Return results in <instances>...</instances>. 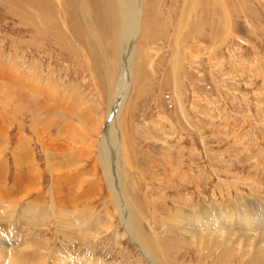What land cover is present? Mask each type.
Listing matches in <instances>:
<instances>
[{"label": "rangeland", "instance_id": "obj_1", "mask_svg": "<svg viewBox=\"0 0 264 264\" xmlns=\"http://www.w3.org/2000/svg\"><path fill=\"white\" fill-rule=\"evenodd\" d=\"M25 2L0 0L2 263L10 256L20 264H72L73 258L91 264H152L122 224L97 161L98 133L109 119L106 69L100 81L89 57L81 63L55 34L52 39L20 18L21 12L36 18ZM153 12V32L139 45L146 54L137 58L139 81L122 117L135 173L127 185L131 190L130 183H136L137 204L146 219L154 220L145 221V230L167 264H264V0H154ZM52 29L61 38L66 35ZM35 35L46 37L43 49L29 41ZM114 72L119 74L117 64ZM35 83L51 97L47 102L54 109L38 103L42 98L36 90L26 92L29 98L21 95L26 84ZM94 165L95 174L90 173ZM52 168L60 176L57 182L51 181ZM67 173L76 179L64 178ZM80 177L89 179L81 187ZM193 218L218 220L225 227L205 242L202 231L198 241L183 237L185 223ZM221 234L228 240L217 239Z\"/></svg>", "mask_w": 264, "mask_h": 264}, {"label": "bare ground", "instance_id": "obj_2", "mask_svg": "<svg viewBox=\"0 0 264 264\" xmlns=\"http://www.w3.org/2000/svg\"><path fill=\"white\" fill-rule=\"evenodd\" d=\"M1 1H3V0H1ZM24 1H26V2L28 1L29 2L28 3V5L30 6L29 8L32 9L35 12L36 18H34L33 16H29L28 14L27 15H23V12L20 13V15H19L20 18H23L24 20H27V21L31 22L32 24H35L36 26L39 27V29H41L46 34H48L52 39H53V35L52 34H55L56 35V39H58L59 42L62 43L61 46L63 47V49H66L67 48V51L72 52V54L75 52L74 53L75 54V57L79 61L84 60V58H87L88 59V57H89L90 64L91 65H94L95 64V66H97V68H95V66H94V69H96V75L98 76V78H99L100 81L105 78V69H106V80H105L106 86L103 85V87H104L103 88V92L105 93L103 95L106 96V102H107V107H108V111H107V115L106 116L109 119H108V123H107L105 129H103L104 123L101 125V128L103 130V133L100 134L101 133V128L99 130L100 132L98 133L99 135H98L97 141H96L97 151H98V160L97 161H98L99 166L103 169L102 172H103L104 178L107 180L106 181L107 182L106 185H108V188H109V190H108V192H109V198L112 200V202H113L112 204H114L113 206H115L116 210L118 211V214L120 215V218H121L120 220L123 222L122 224H124V226L126 227V229H127L128 233H129L130 237L132 238L131 240H133V242L147 256V258L149 259V261L152 264H167L166 263V260H165V257H163L162 254H161V249H159L160 247L159 248L157 247L155 241L150 237V234L147 233V231L145 230V224H144L145 221L146 222L149 221V223L151 221V223H153L152 221H154V220H152V219H146L145 215L141 212L142 210L140 209V205L137 204V202H138V199H137L138 198L137 197L138 194H137L136 189H135V184L136 183H130L131 190L129 189V186L127 185L128 179L131 180L132 176L135 175V173L133 174V172H132V169H133L134 165L131 162V160L127 157L128 154H127V150H126V144H125V141L123 139V128H122V122H123V118L122 117H123L124 109L129 104L131 95L133 94L132 91L134 90L135 85L139 81L138 79L140 77V70H139V66L137 65V58L139 56H141V55H146L144 53L145 51L139 45H140V42H142V41L146 40L147 38H149L151 36L152 32H153V29H152V20H153V14H154V12H153V2H154V0H24ZM24 13H26V12H24ZM181 22H183V20ZM181 24H183V23H181ZM50 27L53 28V29H56L57 31L65 32V34H66L65 36H67V37H65V36H63V37H65V39H66L65 42L66 43L63 44V42H64V39H62L63 37L62 38L59 37V35H57L58 32L51 31V28ZM180 33H181V31H180ZM29 34H31V33H29ZM33 37L34 38H32L29 41H31L36 48L43 49L46 46V44H45V41L46 40L44 41V39L46 37L44 39L41 38L40 36L38 37L37 35H35ZM50 42H51V40H50ZM26 43H29V42H26ZM68 44L72 45L73 47L70 48L68 46ZM52 45H54V44H52ZM30 46H32V45H30ZM146 46L148 47L149 45H146ZM56 49H57V47H56ZM176 56H177V54H176ZM139 60L140 59H138V61ZM174 61L175 62H173V60H172V63H175V65H176V59ZM82 62H84V61H81V63ZM116 64H117L118 69H119V74L118 75H115V72H114L115 71V65ZM102 68H103V70H102ZM102 73H103V75H102ZM101 75H102V77H101ZM91 76H93L94 79L96 78V76L94 75V73H92ZM33 78H35V77H33ZM175 79H176V77H175ZM19 82H21V81H19ZM181 82H182V80H181ZM0 83H3V82H0ZM23 83H25V81ZM35 85H36V83L32 87L31 86L28 87V84H26V86L24 85L26 87V89H23L24 91L23 92H20L21 95H23V96L26 95L27 96L29 94H27L26 92H29V91L32 92V91H35L36 90V93L38 91L39 94L41 95L40 97L42 99L41 98L40 99L43 100V101L40 100V102H38V103H40L45 108H50V109L53 108L54 109V106L51 107L48 104V102H47L48 99L51 98V97L49 95L45 94V92H42V90L39 89V87H38V90H37L36 87H35ZM27 87H28V89H27ZM13 88H15V87H13ZM47 88H48V86H47ZM52 90H53V88H52ZM7 91L10 92V89L8 88ZM11 91L13 92L14 90H11ZM20 93H18V94H20ZM5 99H7V98L5 97ZM9 99L11 101V97L8 98V100ZM30 99H32V98H30ZM33 101H34V99H33ZM56 110H57V108H56ZM5 112H7V111H5ZM52 113H54V111H52ZM63 115H65V114H63ZM63 117H65V116H63ZM107 117H105V118H107ZM71 118H72V116H71ZM64 119H66V118H64ZM70 120L71 121H67V122H71V124L70 123L69 124L72 125L73 120L72 119H70ZM63 123H65V122H63ZM91 128H92V126H91ZM41 130L35 131V134L37 135V137H39L38 140L40 141V144L43 146V148L46 149L47 146L43 142V133H42V131L44 129L42 131ZM76 130L77 129H75V131ZM92 132L94 133V129L92 130ZM84 137L87 138V136H84ZM69 138H70V136H69ZM80 139H82V137ZM77 140H78V138L76 137V135H73L72 136V141H77ZM51 152H53V151H51ZM16 160H17V158H16ZM18 161L19 160H17V162ZM97 169H98V167L96 165H94L93 170H91L92 172H90V173H94L95 174V171H97ZM51 172H52V176H53V179L51 178V181L57 182V180H58V178L60 176L57 175L58 173H56L55 169H53V168H52ZM134 172H135V170H134ZM64 178L73 180V179H76V175L73 176V175L67 173V175H64ZM88 180L89 179H87L86 177H80L77 186H80V187L81 186H84L85 183ZM134 180H135V177H134ZM131 182H132V180H131ZM35 190L39 191V190H41V188L39 187V188H36ZM31 192H28V193H31ZM140 194H141V192H140ZM50 195L53 196V200H55V197L57 195V189L55 188L54 184H53V186L51 188ZM146 200H148V198ZM2 202L4 203V201H2ZM144 202H145V200H144ZM53 203H54V201H53ZM142 204H144V203H142ZM145 206H149V203L146 202ZM2 209H3V206H2ZM35 209H37V208L35 207ZM35 209L33 207V210H35ZM7 210L10 211L11 209H7ZM146 210H147V208H146ZM12 211H10V212H12ZM37 211L39 212L40 210H37ZM77 213H78V211H77ZM224 213H226V212L224 211ZM14 214H13V216H14ZM68 214L70 215V211H69ZM220 214H222V213H220ZM47 215L48 214H46V216ZM65 215L67 216V214H65ZM61 216H63V215L61 214ZM68 217H70V216H68ZM197 217H198V215H197ZM229 217L231 218L230 215H229ZM248 217H246V218H248ZM44 218L46 219V217H44ZM65 218H67V217H65ZM150 218H152V217L150 216ZM185 218H187V217L185 216ZM237 218H239V217H237ZM164 219H162V220H164ZM218 219H220V218H218ZM206 220H209V219H207V217H206ZM240 220H242V219H240ZM254 220H255V218H254ZM67 221H69V220H67ZM176 221H178V220L176 219ZM186 221H188V220H185V222ZM217 221L204 222V221L201 220V218L200 219L193 218V219H191L190 222H187L188 223L187 224V223L183 222V220L181 219V222H183V223L186 224V226H184L185 228L183 229V232H186V234L187 233L189 234V235L188 234L187 235L186 234H183L182 236L183 237L188 236V238H191V239L192 238H194V239L196 238L197 239L196 241H198L199 239L202 238V240L204 239V242H205L206 238L209 237L212 233L218 234L217 231L220 232V233L223 232V228L225 227V225L223 226V224L217 223ZM166 222L167 221H165V223ZM245 222L247 223V220ZM62 223L63 222H61V224ZM71 223H72V221H71ZM79 224H81V223H79ZM169 224H171V223L169 222L168 225ZM189 224L192 225L191 226L192 228H188L187 227V225H189ZM65 225H66V223H65ZM162 225H163V223H162ZM180 225H182V224L180 223ZM63 226H64V223H63ZM164 227H165V225H163V228ZM156 228L158 229V227H156ZM178 229H181V228H176V230H178ZM262 229H261V231H262ZM64 230H67V229H64ZM167 230H168V228H167ZM176 230H174V231H176ZM199 231H202V232L205 233V234H203V233L200 232V234L203 235V236L201 235L202 236L201 238L198 237ZM151 233H152V231H151ZM155 233H157V232L155 231ZM253 233L254 232L252 230V234ZM257 233H258V231H257ZM124 234H126V233H124ZM170 234H172V233H170ZM200 234H199V236H200ZM168 236H167V238H168ZM213 236H214V234H213ZM215 236L217 237V239H218V237L226 238V234L215 235ZM239 237H241V236H239ZM259 238L257 240H259ZM156 239H157V237H156ZM177 239H179V238H177ZM185 239H181V240H178V241H181V243H185V242H187ZM164 241H165V239H164ZM190 241L194 242V240H190ZM211 241H216V240L212 239ZM226 241H225V244H226ZM175 243H176V239H175ZM263 243L264 242H263V239H262V244ZM4 244H3V246H4ZM12 244H14V243H12ZM163 244L165 245V243H163ZM251 244H254V243H251ZM164 245H163V247L165 248ZM213 245H214V242H212V246L211 247H213ZM196 246L198 248V244ZM234 246H235V244H234ZM259 246H260V244H259ZM250 247H248V248H250ZM254 247L255 246H253V248ZM244 248H245V246H244ZM257 248H254V251H256ZM261 248H262V245H261ZM181 250H179V251H181ZM258 250L260 251L259 248H258ZM261 251L263 252L264 251V248ZM203 252H201V254ZM205 253H206V251H205ZM3 254L4 253L0 252V263L4 262L3 261V258H4L3 257ZM165 254H167V253H165ZM263 254H264V252H263ZM205 257H206V255H205ZM67 259H68V257H67ZM60 260H62V259H60ZM88 260H90V259H88ZM95 260H94V262H96ZM172 261H174V260H172ZM22 262H23V260H22ZM22 262H21V264H22ZM5 264H20V263H19V261H16L15 258L10 259V256H9L8 260L5 261ZM23 264H26V262H24ZM28 264H30V263H28ZM72 264H91V263H86V261H84L83 259H75V258H73ZM94 264H107V263H104L102 261H98L97 260V262L94 263Z\"/></svg>", "mask_w": 264, "mask_h": 264}]
</instances>
